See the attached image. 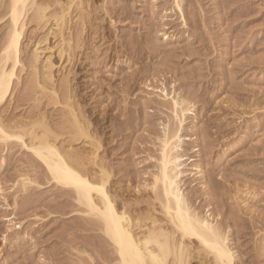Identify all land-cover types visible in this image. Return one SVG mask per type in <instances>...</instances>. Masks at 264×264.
Returning a JSON list of instances; mask_svg holds the SVG:
<instances>
[{
    "label": "rangeland",
    "instance_id": "rangeland-1",
    "mask_svg": "<svg viewBox=\"0 0 264 264\" xmlns=\"http://www.w3.org/2000/svg\"><path fill=\"white\" fill-rule=\"evenodd\" d=\"M56 1L35 0L42 7L54 3L49 9L53 12L58 8ZM83 1L84 31L78 40L81 26L71 25L76 37L71 53L75 56L64 69H58L56 79L58 84L70 80L78 94L76 100L90 120V131L98 129L101 151L108 152L114 167L116 189L133 196L136 187L150 181L154 159L159 157L151 129L161 132L160 122L166 117L145 105L147 96L157 98L159 92L153 91L162 86L179 93L191 102L188 122L197 126L195 132H184L195 138L186 158L195 160L209 179L204 188H188L194 205L201 216L211 214L213 224L228 231L235 264H264V0H182L188 27L183 28L179 15H174L170 29L164 30L168 41L161 35L164 32H158L162 27L149 0ZM8 3L0 1V19L8 16ZM37 6L27 13L22 37L24 62L44 41L45 30H38L33 18ZM172 6V0H159L158 9ZM5 20L0 22V51L6 41ZM46 43L54 46L55 39L50 36ZM44 45L39 47L45 49ZM21 76L12 102L2 108L7 121L37 112L24 93L29 71ZM53 108L45 110L57 121L52 124L58 125L63 107ZM72 144L79 152L88 151L83 140ZM62 145L68 146L67 142ZM193 148L199 150L193 152ZM32 159L20 154L0 161L8 204L18 195L14 221H29L19 230L29 238L19 240L18 231H7L8 224L3 221L12 211H5L0 204V264H39L41 256L47 264H104L102 259H108L111 247L92 227V219L83 214L84 208L73 202L74 198L63 195L65 190L60 192L48 184L45 169ZM19 169L33 175L44 189L33 185L24 191L18 182ZM186 169H191L190 165ZM197 177L187 176L185 187L199 180ZM28 195H34L31 201H25ZM133 204L130 214L139 216L146 205L136 209ZM98 251L103 256L99 260ZM189 264L214 262L211 254L195 250Z\"/></svg>",
    "mask_w": 264,
    "mask_h": 264
},
{
    "label": "bare ground",
    "instance_id": "bare-ground-1",
    "mask_svg": "<svg viewBox=\"0 0 264 264\" xmlns=\"http://www.w3.org/2000/svg\"><path fill=\"white\" fill-rule=\"evenodd\" d=\"M83 2L72 0L64 4L59 0L56 1L58 8L53 12L49 9L54 3L42 7L37 6L35 0H9L5 10L8 18L3 16L0 19L2 22L7 18L6 33L2 35L6 41L5 43L3 41V48L0 51L1 163H4L6 156L15 157L20 154L33 158L34 163L39 162L41 170L45 169L49 176L47 183L57 187L60 192L65 190L63 195L66 197L74 198L73 202L84 208L80 210L92 219L94 224L92 227L103 236L107 247L108 245L111 247L108 259H102L100 250L97 253L98 260L102 259L104 264H189L191 253L195 250L198 253L204 251L211 254L214 264H235L228 231H223L216 223L213 224L211 219L214 218H211V214L207 217L199 214L192 199L193 195L188 190L197 185L204 188L209 179L205 177L201 166L193 163L195 160L191 157L186 158L190 142L195 138L185 136L184 132L186 130L195 132L197 126L192 121L188 122L193 107L191 102L180 97L179 93V95L175 91L171 93L162 86L153 91L159 92L157 98L147 96L149 99L144 102L145 105H151L166 117L164 121L160 120L161 132L151 129L159 147V157L154 159V171L149 173L150 181L136 187L134 192L132 189L130 192L134 193L133 196L127 197L126 193L116 189L114 167H111L108 161V152L101 151L102 143L98 129L90 131V120L83 112L80 102L76 100L78 94L69 83L70 80L65 78L58 84L56 79V72L64 69L65 63L72 62L75 56L71 53L74 49V39L77 37L80 40L84 31L86 8ZM149 3L151 11L157 15L162 27L158 32L169 30L168 25L176 14L179 15L183 28L187 26L182 0H172L173 6L170 9L167 7L158 9L159 0H149ZM34 6H37V9L33 18L37 22V29L45 30L44 41L35 46L27 62H24L21 58L22 37L26 32L27 13L30 7ZM74 23L81 26L76 37L71 30ZM167 33L161 35L168 41L170 37ZM50 36L55 39L54 46H48L46 43ZM43 43L45 49L39 47ZM54 55L57 62L54 61ZM27 71L30 78L28 82L26 81L24 93L34 102L37 112L34 114L32 112L33 115L29 114L28 117L20 119L14 117L15 120L7 121L2 108L8 101L12 102L15 86L20 84L21 74ZM60 105L63 107L60 112L61 119L57 120L62 121L56 125L57 121L51 118L45 108L49 106L56 108ZM63 135L67 139L66 137L63 139ZM80 140L88 145V148L85 147L88 150L86 153L84 150L80 152L75 150V144H72ZM66 142L68 146L64 147L62 144ZM198 150L193 148V152ZM29 162L31 164V161ZM187 165H190L191 169H186ZM197 175L201 181L195 179L185 187L184 179ZM32 176L19 169L18 182L23 186V190L26 191L27 186L33 185L38 189L39 187L44 189ZM196 181L198 184H194ZM2 182L0 180L1 208L12 211L3 217V221L8 224L7 231H18L16 235L19 240L28 239V233L21 234L19 230H22L29 221L19 223L14 221L16 219L14 210L19 204L18 195L14 196L12 205L8 204L4 190L6 184L2 185ZM33 197L34 195H28L25 201H31ZM132 203L136 209L140 204L146 205L143 210L141 209V215L130 214ZM3 240H6L5 235ZM47 263L43 256L39 258V264Z\"/></svg>",
    "mask_w": 264,
    "mask_h": 264
}]
</instances>
